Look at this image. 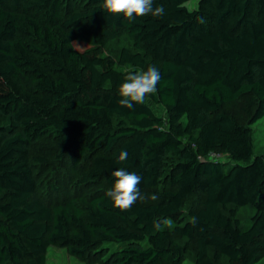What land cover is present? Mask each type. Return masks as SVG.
I'll return each instance as SVG.
<instances>
[{"label":"trees","instance_id":"1","mask_svg":"<svg viewBox=\"0 0 264 264\" xmlns=\"http://www.w3.org/2000/svg\"><path fill=\"white\" fill-rule=\"evenodd\" d=\"M188 1L154 0L162 16L129 20L103 0H0V264H45L50 245L89 263L183 264L191 240L196 264L264 259L252 126L264 117V0ZM125 34L134 47L107 53ZM148 64L156 91L120 105L125 74ZM242 97L246 123L224 108ZM44 137L79 170L60 201L36 194L30 153ZM121 167L141 176V193L160 185L156 201L115 207L105 192Z\"/></svg>","mask_w":264,"mask_h":264},{"label":"rangeland","instance_id":"2","mask_svg":"<svg viewBox=\"0 0 264 264\" xmlns=\"http://www.w3.org/2000/svg\"><path fill=\"white\" fill-rule=\"evenodd\" d=\"M199 0H189L186 5L189 8L197 7ZM123 47L133 48V40L128 35H123L120 38L112 39L106 46V52L114 56H118ZM245 97L240 100L233 101L225 105V110L232 113L239 121L248 122V116L244 110ZM156 109L164 114V110L156 106ZM255 137V151L264 154V117L258 119L252 124ZM62 145L53 137H44L31 146V165L37 180V195L48 201H60L71 195L75 188V182L79 177V170L72 167L69 159L66 156H61ZM38 157L42 158L39 159ZM225 159V157H223ZM103 184L96 185L92 189H96ZM56 186L58 187L56 189ZM161 186H155L146 189L142 192L143 199L138 198L140 202L156 201L158 190ZM152 194H156V199H152ZM199 194L192 195L185 202V211H189L190 207L194 206V200L198 199ZM229 205L226 210L231 208ZM256 207L253 204H248L239 207L236 216L242 224H247L248 220L255 213ZM185 242V238H181ZM262 259L258 264H263ZM45 264H101L89 263L70 254L66 247L58 245H50L46 252ZM183 264H196V246L193 240L189 241V248L186 254V260Z\"/></svg>","mask_w":264,"mask_h":264},{"label":"clouds","instance_id":"3","mask_svg":"<svg viewBox=\"0 0 264 264\" xmlns=\"http://www.w3.org/2000/svg\"><path fill=\"white\" fill-rule=\"evenodd\" d=\"M103 8L109 13L122 14L129 20L149 14L162 16L165 11L162 4L154 6V0H103ZM160 79V69L154 64H148L145 69L128 71L118 86V95L121 97L118 103L127 108H132L133 102L142 103L146 94L156 91ZM127 156V150L122 149L116 160L124 161ZM112 177L111 187L105 195L115 207L127 209L138 198L143 199L139 188L142 178L139 174L121 167L112 170ZM151 198L156 199V194H152Z\"/></svg>","mask_w":264,"mask_h":264},{"label":"built area","instance_id":"4","mask_svg":"<svg viewBox=\"0 0 264 264\" xmlns=\"http://www.w3.org/2000/svg\"><path fill=\"white\" fill-rule=\"evenodd\" d=\"M210 156L216 158V157H221L222 154H220V153H216V152H212V153L210 154Z\"/></svg>","mask_w":264,"mask_h":264}]
</instances>
